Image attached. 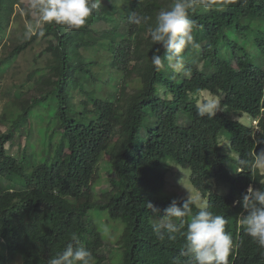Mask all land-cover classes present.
Here are the masks:
<instances>
[{"label": "trees", "instance_id": "trees-1", "mask_svg": "<svg viewBox=\"0 0 264 264\" xmlns=\"http://www.w3.org/2000/svg\"><path fill=\"white\" fill-rule=\"evenodd\" d=\"M20 2L0 0V80L19 56L32 54L34 64L25 88L7 90L12 111L0 115V264H47L70 243L85 246L92 264L105 262V249L109 264H189L181 255L186 229L159 239V217L147 207L162 217L173 200H188L162 192L170 163L227 220L228 264H264V249L239 222L246 213L233 204L249 186L264 189L256 166L264 152V0H189L193 44L180 71L150 62L161 46L148 28L174 0H101L79 29L42 22L33 7L32 20ZM133 11L149 19L132 24ZM21 14L32 31L17 36ZM201 93L223 111L199 115ZM229 112L260 116L257 133ZM94 209L123 225L119 238L105 241Z\"/></svg>", "mask_w": 264, "mask_h": 264}, {"label": "clouds", "instance_id": "clouds-1", "mask_svg": "<svg viewBox=\"0 0 264 264\" xmlns=\"http://www.w3.org/2000/svg\"><path fill=\"white\" fill-rule=\"evenodd\" d=\"M101 5V0H32L31 6L38 10L40 19L45 23L65 25L70 29H79L86 25L93 11ZM189 0H174L168 9H162L155 17V26L148 28L150 39L154 44L160 45L150 62L155 69L165 66L173 71L184 68L183 50L193 44L192 30L194 22L188 17ZM149 18L133 11L128 14L130 23L140 25ZM161 48L164 51L162 56ZM219 107L218 101L202 103L197 109L201 116H214ZM260 116L251 118V127L257 133V125ZM257 163L264 167V152L256 154ZM257 166V165H256ZM258 168V166H257ZM259 170V168H258ZM260 171V170H259ZM239 203L245 214H241L240 224L245 233L251 237L261 249H264V189H254L249 186ZM147 207L156 214L157 223L153 227L154 233L159 239H164L165 234L169 240L176 238V233L182 228L186 229L181 234L184 237L183 251L181 255L189 258V264H228V258L233 250L232 235L226 231L228 223L224 216L214 214L207 208H200L195 213L188 202L177 206L173 200L163 210L160 217V209L152 203ZM184 218H188L185 222ZM75 241L76 238L73 237ZM91 252L82 244H68L65 249L51 257L47 264H92Z\"/></svg>", "mask_w": 264, "mask_h": 264}, {"label": "rangeland", "instance_id": "rangeland-1", "mask_svg": "<svg viewBox=\"0 0 264 264\" xmlns=\"http://www.w3.org/2000/svg\"><path fill=\"white\" fill-rule=\"evenodd\" d=\"M32 0H21L20 6L18 7L19 10L24 13L26 11H30V18L32 20H37L38 15L36 13H33L32 6H31ZM20 25L16 29L17 36H20L18 34L23 32V27L26 29L32 31V28L30 26V21L26 19L24 14H21L19 17ZM37 24V23H36ZM4 44H0L1 46ZM12 45V44H11ZM2 48V47H1ZM0 48V51H1ZM13 48V47H12ZM12 48L7 49L8 52L12 50ZM38 53V52H34ZM33 57L32 54L28 53L25 56H19L16 58L15 62L12 63L11 67L5 72V76L3 77V81L0 83V115L3 112L4 108H6V111L9 113L12 111V108H10V98L8 95H6L7 90L13 92L15 91L19 86L24 85V75L27 71L30 70L31 67H33ZM262 65V63H260ZM209 101L217 102L219 103V100L216 97H211L207 93H201L199 96V106L202 103H206ZM217 111H223V109L219 108ZM4 115V114H3ZM9 115V114H8ZM230 119H234L241 124L251 127V117L247 113H234L229 112L227 115ZM1 126L0 132L4 133V128ZM23 134H25V130H23ZM33 138H36V134ZM33 144V143H32ZM35 145V144H33ZM221 147L224 152L228 153L227 151L229 148V143L225 139L222 140ZM17 149L16 147L12 150L11 155L16 154ZM233 158H237L235 154H232ZM170 171H168L165 175L166 184L163 188V193L173 197V198H181V199H188L191 201H194L198 208H206L208 203L207 200L201 197L200 192L189 182L188 178V171L184 170L173 163H170ZM257 166L262 174H264V167H261L258 163ZM104 170H102L103 172ZM186 174H185V173ZM210 184L214 191H216L218 194L225 195L228 191V186L225 184H221L216 179H211ZM100 188V187H98ZM89 216L92 218V220L97 225L98 229L100 230L102 236L104 237L105 241L108 242L110 240H115L119 238L122 231V224L117 221H111L107 217L106 212H101L100 210L94 209L89 212ZM122 225V226H121ZM120 227V230H119ZM114 243V242H112ZM4 245V243H3ZM109 246V245H108ZM111 247V246H109ZM109 250V249H108ZM104 250L101 251V254L105 257V262L103 264H109L111 262V257L107 255V251ZM119 251V246L112 248V252Z\"/></svg>", "mask_w": 264, "mask_h": 264}]
</instances>
